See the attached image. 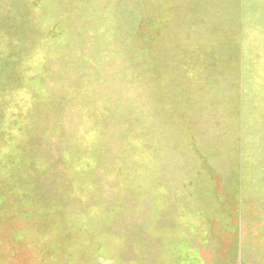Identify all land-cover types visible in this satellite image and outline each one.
<instances>
[{
    "label": "rangeland",
    "instance_id": "1",
    "mask_svg": "<svg viewBox=\"0 0 264 264\" xmlns=\"http://www.w3.org/2000/svg\"><path fill=\"white\" fill-rule=\"evenodd\" d=\"M0 264H264V0H0Z\"/></svg>",
    "mask_w": 264,
    "mask_h": 264
}]
</instances>
